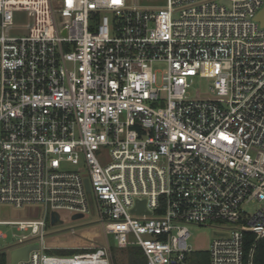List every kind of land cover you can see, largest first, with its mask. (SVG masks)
I'll use <instances>...</instances> for the list:
<instances>
[{
	"label": "built area",
	"instance_id": "obj_1",
	"mask_svg": "<svg viewBox=\"0 0 264 264\" xmlns=\"http://www.w3.org/2000/svg\"><path fill=\"white\" fill-rule=\"evenodd\" d=\"M263 12L264 0H0V204L44 208L0 221L16 232L6 264L35 244L16 264H112L108 236L146 264H190L188 225L207 223L228 232L208 264H253L264 240ZM20 13L29 22L15 34ZM196 77L211 98L187 97ZM52 212L96 213L105 242L48 254L61 250L44 245Z\"/></svg>",
	"mask_w": 264,
	"mask_h": 264
},
{
	"label": "rangeland",
	"instance_id": "obj_2",
	"mask_svg": "<svg viewBox=\"0 0 264 264\" xmlns=\"http://www.w3.org/2000/svg\"><path fill=\"white\" fill-rule=\"evenodd\" d=\"M29 19L25 13H20L14 17V25L17 28L15 34H21L25 31ZM157 68H163L162 65ZM210 81L193 78V83L187 91V97L190 100L211 98L209 92ZM247 214H253L258 206L256 203L246 205L244 207ZM44 216V208L38 205H28L22 208H15L7 204H0V221H23L36 220ZM64 217V216H63ZM74 228L75 235H72L70 229ZM190 236L187 239V244L192 249V254H189L188 261L190 264H208L207 251L211 242L218 237L227 236L228 232L221 230L220 226L214 223L205 225L190 224L188 225ZM0 231L8 236L7 240H0V250L5 249L11 243V234L16 233L15 230H10L0 226ZM105 242L103 227L96 213L86 215L82 219L69 220L64 219L62 224L52 226L50 223V215L47 217L45 228L44 245L49 248L59 247L61 250H82L88 251ZM108 243L111 248V263H125V249L115 248V242L111 236H108ZM5 255L8 251H1ZM51 255H64L56 251H50ZM72 255V254H65ZM7 256V255H6Z\"/></svg>",
	"mask_w": 264,
	"mask_h": 264
},
{
	"label": "trees",
	"instance_id": "obj_3",
	"mask_svg": "<svg viewBox=\"0 0 264 264\" xmlns=\"http://www.w3.org/2000/svg\"><path fill=\"white\" fill-rule=\"evenodd\" d=\"M252 236L249 234L246 239V245L249 247L251 244ZM61 254H78L86 251L82 250H59L56 251ZM125 263L126 264H146V259L140 248L132 246L125 248ZM0 264H6V255L0 253ZM253 264H264V240L260 241L256 248L253 258Z\"/></svg>",
	"mask_w": 264,
	"mask_h": 264
},
{
	"label": "water",
	"instance_id": "obj_4",
	"mask_svg": "<svg viewBox=\"0 0 264 264\" xmlns=\"http://www.w3.org/2000/svg\"><path fill=\"white\" fill-rule=\"evenodd\" d=\"M258 20L264 24V12L259 15ZM85 189L87 192H89V186H88V182L85 180ZM145 211V207H144V202H137V205L135 206V208L133 209V212H142ZM82 215H75L73 217L74 220L81 218ZM50 223L52 226H57L62 224V221L59 218V215L56 212H52L50 214ZM37 249V245H32V246H28V247H24L18 250H15L13 252H11L10 254V263L11 264H16L18 261L21 260H26L28 257V254L31 250H35Z\"/></svg>",
	"mask_w": 264,
	"mask_h": 264
}]
</instances>
